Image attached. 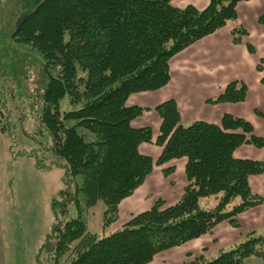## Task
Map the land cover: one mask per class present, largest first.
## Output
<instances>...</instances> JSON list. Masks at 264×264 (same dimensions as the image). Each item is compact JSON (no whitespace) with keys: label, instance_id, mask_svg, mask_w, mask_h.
<instances>
[{"label":"trees","instance_id":"1","mask_svg":"<svg viewBox=\"0 0 264 264\" xmlns=\"http://www.w3.org/2000/svg\"><path fill=\"white\" fill-rule=\"evenodd\" d=\"M172 1L31 0L33 10L11 30L6 58H15L13 46L22 45L41 59L26 68L37 80V114L47 132L51 167L58 165L64 173L66 189L53 206L65 210L48 238L57 258L69 253L72 264H150L158 254L210 234L223 222L238 227V216L264 204V195L250 185L251 177L264 174V162L235 156L243 145L264 147L250 121L225 114L220 124L185 125L176 101L168 100L155 109L161 121L155 141L151 127L133 125L148 110L129 105V97L165 87L172 58L237 20L238 5L250 0H209L204 10L176 8ZM233 34L241 43L247 30L236 28ZM248 48L254 51L253 45ZM247 93L243 82L233 81L210 101L243 103ZM4 117L0 107V132L6 131ZM147 143L163 148L157 161L140 153ZM183 158L187 184L175 205L159 200L108 231L119 220L122 201L156 166ZM211 198L219 199L217 204L201 205ZM99 203L104 228L96 234L88 230L85 213ZM71 204L77 214L65 218ZM250 259L264 262V230L247 233L234 249L212 260L200 256L185 264H245Z\"/></svg>","mask_w":264,"mask_h":264},{"label":"rangeland","instance_id":"2","mask_svg":"<svg viewBox=\"0 0 264 264\" xmlns=\"http://www.w3.org/2000/svg\"><path fill=\"white\" fill-rule=\"evenodd\" d=\"M201 1L192 0V3L200 5L201 9L199 10H204L209 5V0H207L206 6H202ZM255 4L256 11L241 19L239 16L242 5H240L238 19L228 23L229 26L235 24L230 27L229 36L226 33L218 36L219 45L227 56L226 58L221 57L220 64L227 69L233 66L232 73H241L248 81L239 79L248 88L246 101L248 95L251 100L252 94H255L252 86L251 95L249 94V85L251 84L249 77L243 73L245 70L248 75L251 74V62H255V76L258 84L264 90V85L261 82L264 76V22H260V18L264 15V0H257ZM188 5L185 3L179 8L182 9ZM174 7L178 8V6ZM32 10L31 0H0V60L3 64L0 68V107L4 113L6 124V131L0 132V264H72L73 258L69 253L57 258L49 251L48 247V238L54 224L62 220V210H65L60 206L55 208L53 202L59 192L66 187L63 170L58 165L51 167L53 158L50 154L51 151L47 150L49 149L47 132L41 127L37 114V80L34 75L28 73L26 68L34 66L35 61H41V59L31 48L22 45L17 47L12 45L17 52L15 58L5 57L11 30L17 21ZM240 27L245 28L247 34L242 38L241 43H235L233 30ZM241 44L246 51V57L243 49L238 47ZM248 44L254 46V51L249 50ZM230 53L234 57V62L229 59ZM12 60H16L20 65L12 67L10 65ZM61 105L64 111L70 108L68 99L63 100ZM71 108V110L75 109L72 106ZM149 113L146 116L149 117ZM147 145L152 146L150 143ZM183 159L186 160V158ZM256 161L264 162V160ZM178 175V172L172 173L168 185H165L170 188L176 187ZM184 176L186 177V175ZM171 181H176V184L171 185ZM257 187L264 191V184ZM162 195L171 203L170 206L179 201L174 203L173 192L170 197L166 193H162ZM218 200L215 198L203 199L200 203L204 207L208 204L215 205ZM74 207L73 204L69 205L65 218L77 214ZM103 216L104 205L102 203L87 210L85 218L90 232L96 234L103 232ZM238 221L240 223L238 227L229 224L235 229H240L242 225L240 216H238ZM113 226L108 230L109 232L122 227V225L119 228ZM242 241L221 251H230ZM224 243L225 239L221 236L220 244ZM174 250L178 249L164 251L162 257L158 254L155 264H185L196 258L184 261L186 252L180 251L176 254ZM218 254L219 252L213 256L209 254L207 260H212Z\"/></svg>","mask_w":264,"mask_h":264},{"label":"crops","instance_id":"3","mask_svg":"<svg viewBox=\"0 0 264 264\" xmlns=\"http://www.w3.org/2000/svg\"><path fill=\"white\" fill-rule=\"evenodd\" d=\"M256 1L250 0L245 3H240L241 15L240 19L249 13L256 11ZM173 6L182 7L183 4L195 6L201 9L200 5L192 3V0H174ZM207 0H202L201 5L206 6ZM188 5V6H189ZM204 8V7H203ZM239 9V8H238ZM239 12V10H238ZM227 25L217 33L204 38L191 47L180 52L170 61V82L160 90L154 92L134 93L129 97L128 104L132 106H140L150 112L149 117L145 113L139 119L134 120L133 125L136 128L151 127L153 130V139L156 140L161 121L156 114V107L168 100H175L181 113L182 122L184 124H191L196 121H205L208 123L220 124L225 114H231L236 117L246 118L252 122L256 134L264 138V90L258 84L254 72L255 62H251V74L248 75L244 70L243 73L249 77V94L251 95V86L255 90L252 94L251 100L249 95L247 101L243 103H213L210 100L216 99L220 96L226 86L239 79L244 80L241 73H232L233 66L227 68L222 67L219 61L221 57L226 58L219 45L218 36L222 33L230 34V27ZM236 47V46H234ZM243 49L244 56L246 51L242 44L238 46ZM229 59L234 62V57L229 54ZM240 81V80H239ZM261 110V111H260ZM152 146L142 144L139 147L140 153L152 157L155 161L160 157L163 148L158 147L155 143ZM264 148H257L253 145H243L239 147L236 152V158L264 160ZM186 160H178V162H170L165 165L156 166L154 171L147 177L143 185L131 197L122 201L120 205V217L114 227L119 226L129 221L134 215L150 209L159 200H163L166 206L171 203L163 197L162 193L168 194L170 197L171 192L174 193V203L180 200L184 188L187 184L185 174ZM168 167H175L174 171L167 173ZM178 172L177 186L170 188L168 181L172 178L171 174ZM175 175V174H174ZM173 175V176H174ZM171 185H175L176 181H171ZM166 184V185H165ZM264 184V174L253 176L250 179V185L253 192L264 195V191L257 186ZM169 190V191H168ZM242 219L241 228L235 229L229 222L219 224L212 233L207 234L195 241H192L180 248H174V253L185 251L184 261L190 258H198L200 256H207L217 254L225 248H231L238 242L242 241L245 235L251 231H261L264 228V204L249 210L240 215ZM245 222V224H243ZM225 239L224 244H220V237ZM229 236V237H227ZM213 245V248H212ZM216 246H218L216 248ZM216 248V249H215ZM169 253V252H167ZM175 254V257H176ZM162 257L164 254H159ZM157 257V256H156ZM155 257V259H157ZM181 259V256L179 257ZM150 264H155L156 260ZM164 262V261H163ZM245 264H264L261 260H248Z\"/></svg>","mask_w":264,"mask_h":264}]
</instances>
